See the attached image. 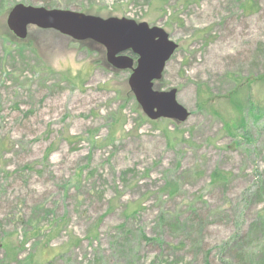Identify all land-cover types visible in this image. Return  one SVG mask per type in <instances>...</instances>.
I'll return each mask as SVG.
<instances>
[{
	"label": "rangeland",
	"instance_id": "rangeland-1",
	"mask_svg": "<svg viewBox=\"0 0 264 264\" xmlns=\"http://www.w3.org/2000/svg\"><path fill=\"white\" fill-rule=\"evenodd\" d=\"M18 4L164 29L191 116L148 119L100 45L14 39ZM260 219L264 0H0V264H262Z\"/></svg>",
	"mask_w": 264,
	"mask_h": 264
},
{
	"label": "water",
	"instance_id": "water-1",
	"mask_svg": "<svg viewBox=\"0 0 264 264\" xmlns=\"http://www.w3.org/2000/svg\"><path fill=\"white\" fill-rule=\"evenodd\" d=\"M7 26L19 40L30 36L35 27L55 31L75 42H92L106 50V61L116 71H129L128 85L143 113L151 121L184 123L191 116L177 99L178 90L162 91L167 64L179 45L160 27H150L126 18L104 19L72 11L48 10L15 5Z\"/></svg>",
	"mask_w": 264,
	"mask_h": 264
},
{
	"label": "trees",
	"instance_id": "trees-1",
	"mask_svg": "<svg viewBox=\"0 0 264 264\" xmlns=\"http://www.w3.org/2000/svg\"><path fill=\"white\" fill-rule=\"evenodd\" d=\"M251 4V3H250ZM248 7H252L251 5H249ZM252 10V9H251ZM113 70V69H112ZM113 71H115V70H113ZM116 72H118V71H116ZM241 81V80H240ZM250 81H254V80H250ZM249 80H246V83H241V84H238V85H236L235 86V88L233 89L234 90V92H232V93H236L238 90H240V88L242 89L243 88V86H245V85H247V83H249L250 82ZM204 90H205V92H203V90L201 91L202 93H204L203 95L204 96H210V92L206 89V88H204ZM207 92H209V93H207ZM232 93H230V94H232ZM229 94V95H230ZM208 98V97H207ZM215 98V97H214ZM214 98H209V99H205V98H203L202 97V104L205 106V107H207V106H209L210 104H213V102H214ZM228 134L230 135V136H232V137H235L234 135H232L231 133H229L228 132ZM227 176L228 175H226L225 173H222V172H220V171H215L213 174H212V183L213 184H225L226 182H228V178H227ZM178 189V186L173 182V181H168L167 182V184H166V186H165V188H164V190H166L167 191V193L169 194V195H171V196H173V195H175V191ZM260 220H262V219H260ZM263 221V220H262ZM255 225L258 227V230L260 229V228H263L264 229V221L263 222H256L255 223ZM26 242H27V240H26ZM25 245V244H24ZM12 251H9V250H5L6 252H7V257L9 258V259H11V260H16V256H17V258H18V253H17V250L14 248V247H12ZM240 257V256H239ZM262 264H264V261H262Z\"/></svg>",
	"mask_w": 264,
	"mask_h": 264
},
{
	"label": "flooded vegetation",
	"instance_id": "flooded-vegetation-1",
	"mask_svg": "<svg viewBox=\"0 0 264 264\" xmlns=\"http://www.w3.org/2000/svg\"><path fill=\"white\" fill-rule=\"evenodd\" d=\"M12 36H13V35H12ZM13 38H14V39H16V37H15V36H13Z\"/></svg>",
	"mask_w": 264,
	"mask_h": 264
}]
</instances>
